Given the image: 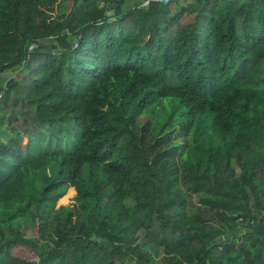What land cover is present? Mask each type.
Returning <instances> with one entry per match:
<instances>
[{"label":"trees","instance_id":"16d2710c","mask_svg":"<svg viewBox=\"0 0 264 264\" xmlns=\"http://www.w3.org/2000/svg\"><path fill=\"white\" fill-rule=\"evenodd\" d=\"M0 264H264V0H0Z\"/></svg>","mask_w":264,"mask_h":264},{"label":"rangeland","instance_id":"374dc122","mask_svg":"<svg viewBox=\"0 0 264 264\" xmlns=\"http://www.w3.org/2000/svg\"><path fill=\"white\" fill-rule=\"evenodd\" d=\"M140 4V2H136V1H131V2H128L126 5H125V8L127 10H130L132 9L134 6ZM26 142V141H25ZM45 147V146H44ZM75 196V192H70L69 195H67L63 201L61 202V204H64V205H67V204H70L73 197ZM230 237H228L227 239H229ZM14 255L16 256H19V257H22V258H27V259H33L34 256H33V253L29 250H26L24 248H18L16 250H14Z\"/></svg>","mask_w":264,"mask_h":264},{"label":"water","instance_id":"95a60500","mask_svg":"<svg viewBox=\"0 0 264 264\" xmlns=\"http://www.w3.org/2000/svg\"><path fill=\"white\" fill-rule=\"evenodd\" d=\"M146 5H148V4H146Z\"/></svg>","mask_w":264,"mask_h":264}]
</instances>
